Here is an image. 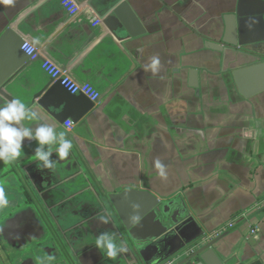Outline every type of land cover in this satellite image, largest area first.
I'll list each match as a JSON object with an SVG mask.
<instances>
[{
    "label": "crops",
    "instance_id": "crops-1",
    "mask_svg": "<svg viewBox=\"0 0 264 264\" xmlns=\"http://www.w3.org/2000/svg\"><path fill=\"white\" fill-rule=\"evenodd\" d=\"M125 1L120 19L113 11ZM263 10L264 0L0 3V36L13 27L38 48L37 58L1 95L37 108L58 132L66 131L67 122L38 104L53 85L41 63L53 61L102 95L91 113L68 126L73 148L64 161L54 150V168L89 169L106 193L134 188L162 201L182 197L210 239L240 227L221 243L232 248L229 256L264 261V92L244 98L233 75L256 60L237 63L232 52L223 55L205 47L207 39L221 41L229 14L239 16L243 41L263 38L253 29L264 26L255 18ZM156 54L161 70L153 75L146 66ZM25 123L35 127V122ZM37 146L25 141L18 161ZM157 159L167 179L159 176ZM109 213L116 234V217ZM125 260L136 264L129 250L112 264Z\"/></svg>",
    "mask_w": 264,
    "mask_h": 264
},
{
    "label": "water",
    "instance_id": "water-1",
    "mask_svg": "<svg viewBox=\"0 0 264 264\" xmlns=\"http://www.w3.org/2000/svg\"><path fill=\"white\" fill-rule=\"evenodd\" d=\"M127 7V2H122L113 12L121 19V13ZM255 18L261 19L264 25V10ZM225 24L221 41L207 39L205 47L223 55L232 52L237 63L256 60L233 73L240 94L246 99L252 98L264 92V37L243 41L236 14L226 15ZM124 26L128 29L126 24ZM253 29L264 34V26L254 25ZM28 41L32 42L22 38L13 27H8L0 36V105L8 101L1 95V90L31 63L30 57L22 50ZM191 74L196 77L197 71ZM46 76L53 85L39 97L38 104L58 117L61 123L71 120L77 124L94 110L96 103L81 93L71 94L61 81L54 83L55 80ZM193 87L198 89V85ZM107 198L110 211L116 217L113 225L119 241L116 243H126L136 264H264L263 260L253 257L229 256L232 248L221 243L240 227L210 239L182 197L162 201L148 191L128 188L119 193H107ZM134 205H139L138 211ZM133 215L141 217L135 225L129 223Z\"/></svg>",
    "mask_w": 264,
    "mask_h": 264
},
{
    "label": "flooded vegetation",
    "instance_id": "flooded-vegetation-1",
    "mask_svg": "<svg viewBox=\"0 0 264 264\" xmlns=\"http://www.w3.org/2000/svg\"><path fill=\"white\" fill-rule=\"evenodd\" d=\"M34 154L0 169L8 199L0 209V264H112L95 244L102 232L113 233L96 219L111 209L106 191L91 172L38 167Z\"/></svg>",
    "mask_w": 264,
    "mask_h": 264
},
{
    "label": "clouds",
    "instance_id": "clouds-1",
    "mask_svg": "<svg viewBox=\"0 0 264 264\" xmlns=\"http://www.w3.org/2000/svg\"><path fill=\"white\" fill-rule=\"evenodd\" d=\"M5 6L14 5L15 0H0ZM161 70V59L159 54L150 58V63L146 66V71H151L157 75ZM35 122V127L26 126V123ZM69 120L64 128L66 131H57V127L44 120L40 111L35 107H29L20 99H12L6 104L0 105V161L5 165H10L18 161L21 157L25 141L35 142L38 146L35 148L33 161H38L45 169H53L56 162L52 160L55 150L59 160L64 161L69 158L73 143L67 138L71 128ZM58 145V147H55ZM155 167L162 179H167L165 166L160 159L156 160ZM8 206V199L5 189L0 185V209ZM136 211L139 205H134ZM111 213L104 212L99 214L96 219L102 225H108L111 222ZM139 215H133L129 218V223L135 225L140 221ZM96 248L102 252L106 251L110 260H115L121 253H127L126 243H116V236L108 231L102 232L95 241Z\"/></svg>",
    "mask_w": 264,
    "mask_h": 264
},
{
    "label": "built area",
    "instance_id": "built-area-1",
    "mask_svg": "<svg viewBox=\"0 0 264 264\" xmlns=\"http://www.w3.org/2000/svg\"><path fill=\"white\" fill-rule=\"evenodd\" d=\"M22 50L30 57L31 61L37 58L38 48L32 42H25ZM42 69L51 79L55 80L54 83L61 81L62 86L71 94L81 93L86 96L91 102L96 104L100 101L102 95L98 91H96L88 84H81L75 81L69 73L64 71L53 61L45 60ZM68 126L72 127V122ZM260 206L264 207V201ZM228 227L232 228L233 224H229ZM252 233L255 234L256 230L252 231Z\"/></svg>",
    "mask_w": 264,
    "mask_h": 264
},
{
    "label": "rangeland",
    "instance_id": "rangeland-1",
    "mask_svg": "<svg viewBox=\"0 0 264 264\" xmlns=\"http://www.w3.org/2000/svg\"><path fill=\"white\" fill-rule=\"evenodd\" d=\"M81 156H84L86 159H89V158H87L88 157L87 154H84L83 153ZM18 167H19V164L17 162H14V163H12L10 165H5L2 161H0V169L1 168L2 169H5V168L10 169V168H18ZM79 169H80V171H83L84 173H87V174L90 173V170L89 169H85V170L82 169V168H79ZM96 196L102 198V196H104V195L101 194L100 192H96Z\"/></svg>",
    "mask_w": 264,
    "mask_h": 264
}]
</instances>
